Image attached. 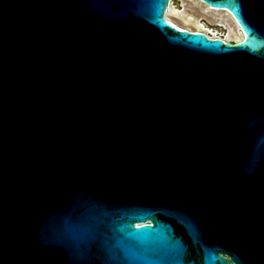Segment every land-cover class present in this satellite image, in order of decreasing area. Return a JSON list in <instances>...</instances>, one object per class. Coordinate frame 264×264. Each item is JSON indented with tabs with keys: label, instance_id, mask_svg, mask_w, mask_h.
Masks as SVG:
<instances>
[{
	"label": "water",
	"instance_id": "1",
	"mask_svg": "<svg viewBox=\"0 0 264 264\" xmlns=\"http://www.w3.org/2000/svg\"><path fill=\"white\" fill-rule=\"evenodd\" d=\"M0 0V264H264V0Z\"/></svg>",
	"mask_w": 264,
	"mask_h": 264
},
{
	"label": "bare ground",
	"instance_id": "2",
	"mask_svg": "<svg viewBox=\"0 0 264 264\" xmlns=\"http://www.w3.org/2000/svg\"><path fill=\"white\" fill-rule=\"evenodd\" d=\"M202 4V3H201ZM202 7V12L199 13L197 17L187 13L188 8H186V6L184 4H182V10L179 9H174V7H172V2H170V5L165 13V19L171 23L172 25H174L175 27L179 28V29H183L175 20L177 21H181L182 23L189 25L190 23H193L196 26V29H194L192 32L196 31V32H202L204 34H206L209 37L212 38H216L217 37V33H214L213 31L208 30L207 28L204 29V25L202 23H200V20H207L210 23L215 24L218 27L223 28L225 31H227V34L225 37H223L224 39H230L231 38V33H232V26H234V23L232 21V19L230 18V16L228 15V13L222 11V10H217V9H212L209 8L207 6H202L199 3H195L193 2V6H191V10L196 11V7ZM210 13H216L215 17H209L208 14ZM191 31V30H189ZM238 37L240 38V34L238 33ZM237 37V38H238ZM238 38V39H239Z\"/></svg>",
	"mask_w": 264,
	"mask_h": 264
},
{
	"label": "rangeland",
	"instance_id": "3",
	"mask_svg": "<svg viewBox=\"0 0 264 264\" xmlns=\"http://www.w3.org/2000/svg\"><path fill=\"white\" fill-rule=\"evenodd\" d=\"M193 2H197L199 3L200 5L204 6L203 4H201L200 2L196 1V0H172V7H174V9H179L182 10V4H184L186 6V8H188L187 10V13L197 17L198 15V12L201 13L203 10H202V7L198 6L196 7V11H193L191 10V6H193ZM205 7V6H204ZM209 17H215L216 16V13H210L208 14ZM183 29H186V30H191L193 31L194 29H196V26L193 24V23H190L189 25H186L184 23H182L181 21H177L175 20ZM200 23H202L204 25V29H208L210 31H213L214 33H217V36L218 37H225L226 34H227V31H225L223 28L221 27H218L216 26L215 24L213 23H210L208 22L207 20H200ZM235 36L237 37L236 33L233 32L231 33V39L229 40H236L235 39ZM239 38V37H238Z\"/></svg>",
	"mask_w": 264,
	"mask_h": 264
},
{
	"label": "flooded vegetation",
	"instance_id": "4",
	"mask_svg": "<svg viewBox=\"0 0 264 264\" xmlns=\"http://www.w3.org/2000/svg\"><path fill=\"white\" fill-rule=\"evenodd\" d=\"M229 15V14H228ZM230 16V15H229ZM230 18L232 19V21H233V23H234V26H232V28H233V30H232V33L233 32H235L236 33V35H237V37H238V33L240 34V38L238 39L236 36H235V39L236 40H229V39H224L223 37H216V38H220V39H222V40H224L225 42H232V43H234V42H238L239 40H241L242 39V37H243V33H242V31L240 30V28L238 27V25L236 24V22L233 20V18L230 16ZM231 39V38H230Z\"/></svg>",
	"mask_w": 264,
	"mask_h": 264
}]
</instances>
